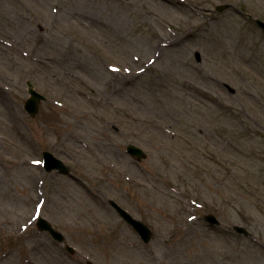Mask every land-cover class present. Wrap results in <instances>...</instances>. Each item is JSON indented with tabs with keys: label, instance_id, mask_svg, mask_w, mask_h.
Here are the masks:
<instances>
[{
	"label": "rangeland",
	"instance_id": "obj_1",
	"mask_svg": "<svg viewBox=\"0 0 264 264\" xmlns=\"http://www.w3.org/2000/svg\"><path fill=\"white\" fill-rule=\"evenodd\" d=\"M256 18L264 0H0V264H264ZM28 81L48 97L34 118ZM44 150L70 174L44 170ZM110 198L152 228L150 242Z\"/></svg>",
	"mask_w": 264,
	"mask_h": 264
},
{
	"label": "water",
	"instance_id": "obj_2",
	"mask_svg": "<svg viewBox=\"0 0 264 264\" xmlns=\"http://www.w3.org/2000/svg\"><path fill=\"white\" fill-rule=\"evenodd\" d=\"M229 7L230 5L228 4H224V5L222 4L217 6V9L219 11H223ZM256 22L264 29V21L260 19H256ZM196 56L198 60H201V54L199 52L196 53ZM28 85H29V92L31 94V97L27 100L25 107L32 116H36L39 110V104L45 97L34 89L31 82H28ZM227 87L231 92H235V89L232 88L230 85L227 84ZM128 151L132 153L134 156H136L138 159L146 157V153L143 151V149L139 148L138 146H135L134 144H129ZM46 155H47L46 167L48 170H51L54 167H56L63 172H69V168H67V166L63 163V161L61 160L54 161L50 153H46ZM110 203L117 209L120 215L140 233L141 237L145 242H149L151 240V238L153 237V232L144 222L132 217L127 210L123 209L115 201L110 200ZM206 219H208L212 223H219V221L213 215L206 216ZM38 225L42 230H48L52 234V236L57 240L62 241L64 239L63 234L60 231L56 230L53 227V225L45 218H40L38 221ZM235 229L238 232L248 235V231L244 227L236 226ZM67 248L68 250L73 251V248H71L70 246H67ZM89 264H92V262H89Z\"/></svg>",
	"mask_w": 264,
	"mask_h": 264
},
{
	"label": "trees",
	"instance_id": "obj_3",
	"mask_svg": "<svg viewBox=\"0 0 264 264\" xmlns=\"http://www.w3.org/2000/svg\"><path fill=\"white\" fill-rule=\"evenodd\" d=\"M248 156H249L248 158H250V155L249 154H248ZM213 161L215 163H217L215 160H213ZM234 164H237V166H241V162H239V161L236 162V159L231 162V166H233ZM204 166H205V168L202 171V173H208V174H211L212 177H215V175L213 174V171H212V167H210V165H208V164H205ZM225 168H226V170L228 172H232V167H230L229 165H228V167H225ZM242 169L245 172L246 177H255L257 175V171L252 170L251 167L246 162H245V165L242 166ZM259 172H261V173L264 172V169L263 168H260L259 169ZM234 177L236 178L237 176L234 175ZM242 184H244V182H242ZM189 195H191V194H189Z\"/></svg>",
	"mask_w": 264,
	"mask_h": 264
},
{
	"label": "bare ground",
	"instance_id": "obj_4",
	"mask_svg": "<svg viewBox=\"0 0 264 264\" xmlns=\"http://www.w3.org/2000/svg\"><path fill=\"white\" fill-rule=\"evenodd\" d=\"M4 44H6V43L0 40V45H4Z\"/></svg>",
	"mask_w": 264,
	"mask_h": 264
},
{
	"label": "snow or ice",
	"instance_id": "obj_5",
	"mask_svg": "<svg viewBox=\"0 0 264 264\" xmlns=\"http://www.w3.org/2000/svg\"><path fill=\"white\" fill-rule=\"evenodd\" d=\"M36 163H39V161H37Z\"/></svg>",
	"mask_w": 264,
	"mask_h": 264
}]
</instances>
